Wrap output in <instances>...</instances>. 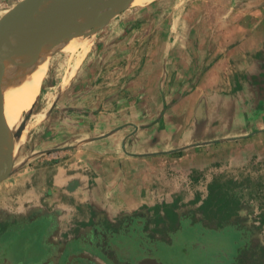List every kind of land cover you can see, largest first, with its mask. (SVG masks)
Instances as JSON below:
<instances>
[{"label":"crops","instance_id":"1","mask_svg":"<svg viewBox=\"0 0 264 264\" xmlns=\"http://www.w3.org/2000/svg\"><path fill=\"white\" fill-rule=\"evenodd\" d=\"M19 1L0 0V18ZM260 2L256 11L222 12L220 24L189 25L177 11L166 39L148 42L144 59L129 64V95L144 97L142 110L101 111L85 125L81 117L82 137L47 184L35 166L33 177L24 167L0 183V264H138L145 257L168 264L158 254L128 258L108 226L129 222L148 202L158 177L154 160L185 151L195 157L207 146L264 134ZM135 235L120 237L130 242Z\"/></svg>","mask_w":264,"mask_h":264},{"label":"rangeland","instance_id":"2","mask_svg":"<svg viewBox=\"0 0 264 264\" xmlns=\"http://www.w3.org/2000/svg\"><path fill=\"white\" fill-rule=\"evenodd\" d=\"M259 6L260 0H152L115 15L96 30L79 61L75 51L56 50L34 106L23 114L28 127L18 146L19 169L27 167L25 176L30 178L33 166L41 167L37 173L47 184L50 170L70 157L68 150L82 137L81 117L85 125L97 121L101 111L120 110V116H126L132 109L142 110L144 97L129 95L133 76L129 64L144 59L148 42L166 39L177 11L184 13L189 25L220 24L226 10L256 11ZM118 75L122 80L116 81ZM39 152L43 153L38 161ZM195 154L190 157L185 151L173 160H154L153 170L158 173L154 193L129 222L111 224L108 231L118 238L136 234L135 240H124L121 249L127 250L130 243L138 258L158 254L166 256L168 264H246L245 245L254 246L253 250L264 245V134L210 145ZM219 190L240 199L241 206L225 219L220 214L203 217L200 206ZM168 209L179 214L181 225L170 227L173 218ZM160 236L167 241H160ZM31 244L25 241L24 247Z\"/></svg>","mask_w":264,"mask_h":264},{"label":"water","instance_id":"3","mask_svg":"<svg viewBox=\"0 0 264 264\" xmlns=\"http://www.w3.org/2000/svg\"><path fill=\"white\" fill-rule=\"evenodd\" d=\"M135 0H21L0 18V81L8 65L17 63L21 49L32 45L57 42L91 27V20L102 19L93 29H99L115 15L131 8ZM51 12L63 15L52 20ZM5 96L0 88V183L12 176L19 148V133L13 134L5 118ZM34 106V105H32ZM115 233V232H114ZM116 234V233H115ZM119 236V235H118ZM121 238V239H120ZM123 237L117 238L120 246ZM124 245V243H123ZM126 246V245H124ZM136 257L135 247H127ZM134 259V258H133ZM160 264L153 257H145L138 264Z\"/></svg>","mask_w":264,"mask_h":264},{"label":"bare ground","instance_id":"4","mask_svg":"<svg viewBox=\"0 0 264 264\" xmlns=\"http://www.w3.org/2000/svg\"><path fill=\"white\" fill-rule=\"evenodd\" d=\"M151 1L135 0L133 3L135 6H140ZM49 16L52 20H59L63 15L58 12H51ZM100 22L102 19L94 18L90 22V28L68 38L57 42H47L43 45L24 47L21 49L17 63L7 66L0 81V88L5 96V118L9 129L13 134L17 131L19 133L18 138H16V146H19L26 136L28 126L23 114L25 109L33 105L36 93L39 94L40 92L41 82L48 70V63L52 54L56 50L75 51L74 53L77 52L76 62L79 61L86 50L87 41L97 30L93 28L98 26Z\"/></svg>","mask_w":264,"mask_h":264},{"label":"trees","instance_id":"5","mask_svg":"<svg viewBox=\"0 0 264 264\" xmlns=\"http://www.w3.org/2000/svg\"><path fill=\"white\" fill-rule=\"evenodd\" d=\"M220 188V187H219ZM222 191L213 192L210 200L204 202L200 209L202 211L203 217L207 216L208 219L220 214L221 219H225L230 217L232 214L236 212V209L239 208L240 199L235 198L234 196L228 197V195H221ZM215 197L217 199H215ZM215 199V200H214ZM213 203V204H212ZM169 214H172V218L175 223L172 224V227L176 225H181L182 220L179 217V214L171 209H168ZM122 247V246H121ZM254 246L245 245L246 253L249 252L248 261L246 264H264V245H257L255 250H253ZM252 249V250H251ZM262 252V253H261ZM254 260V261H253Z\"/></svg>","mask_w":264,"mask_h":264},{"label":"flooded vegetation","instance_id":"6","mask_svg":"<svg viewBox=\"0 0 264 264\" xmlns=\"http://www.w3.org/2000/svg\"><path fill=\"white\" fill-rule=\"evenodd\" d=\"M232 216V215H231ZM129 256H130V254H129ZM129 258H131V257H129Z\"/></svg>","mask_w":264,"mask_h":264}]
</instances>
